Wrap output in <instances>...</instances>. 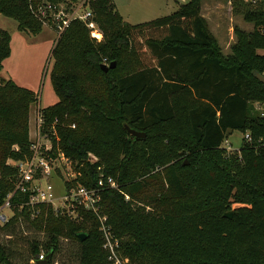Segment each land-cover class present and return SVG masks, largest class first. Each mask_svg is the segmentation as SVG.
<instances>
[{
	"label": "trees",
	"instance_id": "trees-1",
	"mask_svg": "<svg viewBox=\"0 0 264 264\" xmlns=\"http://www.w3.org/2000/svg\"><path fill=\"white\" fill-rule=\"evenodd\" d=\"M201 1L131 25L112 0H88L102 39L74 20L50 52L57 102L39 109L41 129L51 138V156L62 153L74 177L57 175L66 193L97 191L98 215L130 264H264V91L254 78L264 74V0H226L253 25L251 32L233 28L229 55L200 15ZM67 2L77 0H0V15L37 36L42 23L30 7ZM9 56L10 35L0 29V70ZM110 63L113 69H101ZM36 102L34 92L0 80V206L17 178L7 161L31 157L28 116ZM124 125L144 139H131ZM235 131L249 140L228 152L223 143ZM159 170L164 194L142 199ZM108 178L116 190L105 187ZM29 198L14 193L12 216L0 225L5 236L21 221L45 235L24 264L41 254L50 264L60 239L77 244L79 264H109L95 213L79 208L74 218L29 205ZM8 259L0 245V264H12Z\"/></svg>",
	"mask_w": 264,
	"mask_h": 264
},
{
	"label": "rangeland",
	"instance_id": "rangeland-1",
	"mask_svg": "<svg viewBox=\"0 0 264 264\" xmlns=\"http://www.w3.org/2000/svg\"><path fill=\"white\" fill-rule=\"evenodd\" d=\"M81 1L82 0H77V2L74 4H71L70 2H68V4L42 3L36 7H30L35 18L42 23V31L38 39H36V36L19 32L17 30V23L14 20L5 18L0 15V29L7 31L10 37L13 36V38H15L17 35H20L21 37L23 36V38L26 40L30 39L33 42L35 41L34 45L43 43L42 45L44 47L43 52L37 53V59L34 60L35 55L31 53V51L18 49V45L17 48H14V44L12 43V53L10 55V58H8L9 60L7 59L4 64L5 67L8 66L10 69L13 68L14 73H20L22 77L26 78V76L24 75V72L26 71L28 74L31 73V76L27 77L29 79L28 82L36 84L34 93L37 94V102L31 105L28 116L29 139L31 142L34 139L36 127L38 125L37 103H39L43 108L49 106L56 100V96L52 90L49 80V70L51 67L49 56L55 39H57L58 37L57 34L54 33V31H52L45 23H43V21L45 20L41 15L42 10L44 9L43 5L52 6L53 8L51 12L57 10V12H62L63 14L64 11L67 14H70L73 10L76 9ZM187 2L188 0H113V3L115 4L123 20L131 25H137L152 21L157 18L165 17L171 13H174V11L178 10L181 5H184ZM200 9V15L206 21L209 31L213 34L224 55L230 54L231 47L236 42V37L233 33L234 27H237L238 29L245 32H251L253 30V25L251 23H246L243 20L242 16L238 13V10L236 11L229 1L202 0ZM47 13L49 17H54L49 11H47ZM261 32H264V27L261 28ZM48 42H51L50 45H48ZM259 53L264 54V51H260ZM40 55H43L44 59L42 61V68L39 71V75L37 77V70L34 69L37 65V60ZM5 70L8 71L6 68ZM1 79L8 80L7 75L2 70H0V80ZM16 84L19 87L21 85L19 83ZM254 107L261 111L263 108L258 104H255ZM245 135L237 131L232 132L231 135L228 136L227 140L224 141L223 147L228 152L238 151L239 147L244 141L243 139H245ZM64 159L60 158L55 165L58 167L60 174L64 176V179H69V177L74 173L71 168V162L67 159ZM90 161H95V158L91 156ZM7 163L14 166L13 161L8 160ZM157 172L158 173L152 175L149 178L152 182L149 190H147L141 196L142 199H151L155 196L160 197L164 194L166 185L162 179L163 174H161L162 172L160 170ZM156 175H158V179ZM52 184L54 186L56 195H60L63 191L62 181L54 179L52 181ZM95 200L98 203V196L95 197ZM125 200H128L127 196H125ZM53 208L75 218V216L77 215L75 214V209L82 208L83 210H85L87 207L84 206V204H81V201H74L73 199H67L66 197L64 198V200H56ZM0 215H3L8 219L12 216V212L9 209H3L2 211H0ZM3 224L4 223L0 221V225ZM10 234L11 236H5L4 233H0V245L5 248L6 252L8 253V260L12 264H24L26 262H29V259L31 258L32 244L34 242H38L39 246H41L42 243L44 244L46 242V237L43 233L36 231V229L32 228L30 225L24 223L23 221L19 222V224L15 226L13 232ZM58 247L59 249L54 255L50 264H79L78 247L76 243L70 240L60 239ZM40 252L43 253L41 247Z\"/></svg>",
	"mask_w": 264,
	"mask_h": 264
},
{
	"label": "built area",
	"instance_id": "built-area-1",
	"mask_svg": "<svg viewBox=\"0 0 264 264\" xmlns=\"http://www.w3.org/2000/svg\"><path fill=\"white\" fill-rule=\"evenodd\" d=\"M87 3L88 0H82L78 4L76 9L73 10L70 14H67L65 11L63 14L62 12H57V10L51 12L53 8L52 6L43 5L44 9L41 12V15L45 19L43 23H45L46 25L47 23H50L52 26H54L58 37L59 34L64 32L71 21L78 20L85 24L87 29L91 32L92 38L100 41L102 39V35L92 19V15ZM64 4H68V2ZM47 11H49L54 17H49ZM37 123L38 125L36 127L34 139L31 142L30 147L32 153L31 157L26 160L14 163V167L17 169V178L15 181L14 191L10 195H8L6 201L3 203V205L0 206V211H2L3 209L10 210L11 206L9 203V199L16 192L22 194L29 193V205L44 204L51 205L53 207L56 200H64V198L66 197L67 199L70 198L74 201H81V204H84V206L87 207L85 210L92 211L98 216V219L101 223L100 231L104 240L103 250L107 254V260L109 264H130L128 258H125L120 254L118 242L113 239L109 231L106 230V227L103 225L105 218H101L98 215V209L96 207L97 201L95 200V197L98 196L96 195L97 191L87 190L83 187H79L76 190H71L69 191V193H66L64 186H62V193L60 195H56L52 181L54 179L61 180V177L64 179V176H62L61 174V177L57 175V172H59V170L55 164L60 158L64 159V156L62 153H58L56 157L51 156V138L48 133L44 134L41 129L43 119L39 112V108H37ZM73 127L74 126H72V128ZM52 135L54 136L53 133ZM245 139L249 140L248 134L245 135ZM73 177L74 174H72L69 179H72ZM98 185L99 187H103L104 182L99 181ZM105 187L109 189L117 188L115 182L111 178H108L106 180ZM57 212L61 211L57 210ZM0 221H5L2 215H0ZM36 259L43 260L44 256L39 255ZM34 261H32L31 263L34 264Z\"/></svg>",
	"mask_w": 264,
	"mask_h": 264
},
{
	"label": "crops",
	"instance_id": "crops-1",
	"mask_svg": "<svg viewBox=\"0 0 264 264\" xmlns=\"http://www.w3.org/2000/svg\"><path fill=\"white\" fill-rule=\"evenodd\" d=\"M113 1V0H112ZM115 5V4H114ZM176 5H178V4H176ZM116 7V6H115ZM117 9V8H116ZM118 11V10H117ZM177 11V10H176ZM176 11H174V12H176ZM172 14V13H171ZM170 15V14H169ZM168 16V15H167ZM39 35L40 34H38L37 36H36V39H38L39 38ZM213 35V34H212ZM20 35H17L15 38H13V36H11L10 37V55H11V53H12V51H11V44L13 43L14 44V48H17V45H18V49H24V50H27V51H31V53H33L34 55H35V57H34V60H36L37 59V53H39V52H43V50H44V47H43V43H38L37 45H34L35 44V41L33 42L32 40H30V39H24L23 38V36L21 37H19ZM56 40V39H55ZM40 41V40H39ZM41 42V41H40ZM50 43L51 42H48V45H50ZM54 45V44H53ZM49 47V46H48ZM53 47V46H52ZM52 49V48H51ZM44 56L43 55H40L39 56V58H38V60H37V65L35 66V69L34 70H37V77H38V75H39V71L41 70V68H42V61H43V58ZM8 58H10V56L8 57ZM7 58V59H8ZM7 59H5L3 62H2V68H1V70L7 75V77H8V80H11V81H13L15 84L16 83H19V84H21L20 85V87H23V88H26V89H29V90H31L32 92H35V85L36 84H32V83H30V82H28L29 81V79L27 78V77H29V76H31V73L30 74H28L27 73V71L26 72H24V75L26 76V78L25 77H22L21 75H20V73H14V70H13V68L12 69H10L8 66L7 67H5V62L7 61ZM9 60V59H8ZM36 62V61H35ZM5 68L8 70V71H6L5 70ZM10 71V72H9ZM13 75V76H12ZM17 85V84H16ZM27 87H29V88H27ZM31 88V89H30ZM41 99V98H40ZM57 102V98H56V100L54 101V102H52L49 106H52V105H54L55 103ZM49 106H47V107H49ZM37 108H39V109H42V107L40 106V104L39 103H37ZM43 108H46V107H43ZM3 216V215H2ZM4 217V219H5V222H7L10 218H6L5 216H3ZM4 221H3V223H5Z\"/></svg>",
	"mask_w": 264,
	"mask_h": 264
},
{
	"label": "water",
	"instance_id": "water-1",
	"mask_svg": "<svg viewBox=\"0 0 264 264\" xmlns=\"http://www.w3.org/2000/svg\"><path fill=\"white\" fill-rule=\"evenodd\" d=\"M114 67H115V63H110L109 65H101V69L105 72L109 69H113ZM254 78L257 79L261 83L263 91H264V76L259 74V73H254ZM124 129H125V132L129 135V137L131 139L142 140L145 137V135L143 133H140V132H137L133 129H130L126 125H124ZM224 217L227 219H230L231 213H226L224 215ZM78 236H79L80 241H83L85 239L84 234H79ZM48 262H49V256H46V257H44L43 260L35 259L34 264H48Z\"/></svg>",
	"mask_w": 264,
	"mask_h": 264
}]
</instances>
